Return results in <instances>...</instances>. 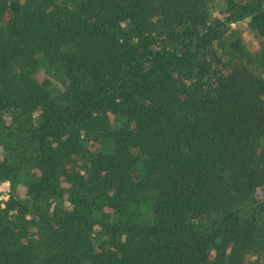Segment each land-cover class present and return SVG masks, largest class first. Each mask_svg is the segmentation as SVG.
<instances>
[{
	"label": "trees",
	"instance_id": "trees-1",
	"mask_svg": "<svg viewBox=\"0 0 264 264\" xmlns=\"http://www.w3.org/2000/svg\"><path fill=\"white\" fill-rule=\"evenodd\" d=\"M6 180L0 264H264V0H0Z\"/></svg>",
	"mask_w": 264,
	"mask_h": 264
},
{
	"label": "rangeland",
	"instance_id": "rangeland-1",
	"mask_svg": "<svg viewBox=\"0 0 264 264\" xmlns=\"http://www.w3.org/2000/svg\"><path fill=\"white\" fill-rule=\"evenodd\" d=\"M241 31H242V33H243V36H245V38H246L248 41H250V40H254V38L251 37V36L248 34V31H247L245 25L241 27ZM250 38H251V39H250ZM253 42H254V41H253ZM253 42H252L251 45H253ZM253 46H256V45H253ZM3 188H5V187H3ZM0 197L2 198V202H5V201L7 200V199H5V196H4L3 192L1 193Z\"/></svg>",
	"mask_w": 264,
	"mask_h": 264
},
{
	"label": "built area",
	"instance_id": "built-area-1",
	"mask_svg": "<svg viewBox=\"0 0 264 264\" xmlns=\"http://www.w3.org/2000/svg\"><path fill=\"white\" fill-rule=\"evenodd\" d=\"M5 187V188H3ZM10 187V184L8 181H4L2 182V184L0 185V191L3 192L4 196H5V199L8 197V192H9V188ZM0 199H2L0 197Z\"/></svg>",
	"mask_w": 264,
	"mask_h": 264
},
{
	"label": "clouds",
	"instance_id": "clouds-1",
	"mask_svg": "<svg viewBox=\"0 0 264 264\" xmlns=\"http://www.w3.org/2000/svg\"><path fill=\"white\" fill-rule=\"evenodd\" d=\"M6 181H7V180H6ZM3 182H4V181H3ZM8 182H9V181H8ZM1 184H2V182L0 183V185H1ZM9 184H10V183H9ZM1 193H2V192L0 191V195H1ZM7 198H8V197H7ZM7 198H6V199H7ZM0 200H2V199H0Z\"/></svg>",
	"mask_w": 264,
	"mask_h": 264
}]
</instances>
